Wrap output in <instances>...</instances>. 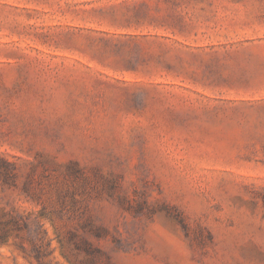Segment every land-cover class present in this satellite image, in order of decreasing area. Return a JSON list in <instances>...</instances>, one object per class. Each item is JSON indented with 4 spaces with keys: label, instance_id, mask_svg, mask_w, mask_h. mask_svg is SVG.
<instances>
[{
    "label": "rangeland",
    "instance_id": "1",
    "mask_svg": "<svg viewBox=\"0 0 264 264\" xmlns=\"http://www.w3.org/2000/svg\"><path fill=\"white\" fill-rule=\"evenodd\" d=\"M0 264H264V0H0Z\"/></svg>",
    "mask_w": 264,
    "mask_h": 264
}]
</instances>
